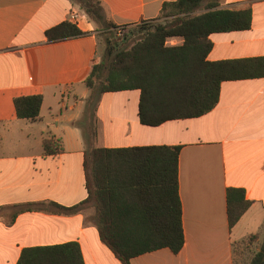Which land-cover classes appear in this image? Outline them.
I'll use <instances>...</instances> for the list:
<instances>
[{"label": "crops", "instance_id": "1", "mask_svg": "<svg viewBox=\"0 0 264 264\" xmlns=\"http://www.w3.org/2000/svg\"><path fill=\"white\" fill-rule=\"evenodd\" d=\"M98 23L86 18L77 0H0V208L55 202L70 207L87 198L82 119L91 90L84 80L98 60L95 29L111 22L137 25L160 16L175 0H97ZM220 7L251 10L250 28L212 33L209 61L264 57V0H216ZM84 15L78 28L88 34L48 42L46 29ZM178 38L168 44H180ZM40 94L38 120L16 117L14 99ZM138 89L102 93L94 109L93 146L122 148L180 146L178 192L184 245L139 255L130 264H233L232 243L264 229V77L223 81L208 113L143 125ZM54 136L62 151L44 155L42 141ZM244 191L250 206L228 226L226 191ZM13 210L0 213V264H16L28 247L79 244L84 264H121L102 243L86 204L72 215Z\"/></svg>", "mask_w": 264, "mask_h": 264}, {"label": "trees", "instance_id": "2", "mask_svg": "<svg viewBox=\"0 0 264 264\" xmlns=\"http://www.w3.org/2000/svg\"><path fill=\"white\" fill-rule=\"evenodd\" d=\"M95 22L104 17L98 5L84 6ZM160 17L165 23L147 25ZM144 21L141 36L128 48H117L107 41L99 62L85 78L91 90L82 119L76 124L84 130L88 147L84 151L87 198L74 206L38 202L32 206L1 207L13 210L11 223L24 211H46L60 215L78 213L86 204L94 208L93 223L102 243L121 264L142 254L168 248L177 254L184 245L182 205L178 192L180 146L152 145L122 148L90 146L97 138L94 109L102 93L138 89V117L143 125L196 118L211 111L218 102L223 81L264 77V57L209 61L210 34L250 28L251 10L220 7L216 0H175L165 2L160 16ZM108 28H122L106 22ZM88 34L71 21H62L45 30L48 42L78 38ZM178 38L180 44L167 41ZM42 96L14 99L16 117L34 122L39 118ZM92 137V139L90 138ZM44 155L62 151L54 136L42 141ZM250 206L244 191L228 188L226 212L233 227ZM257 245V250L242 264H264V229L259 235L232 243ZM243 252V249H242ZM241 255L243 256V253ZM16 264H84L75 241L24 248ZM233 264H237L233 259Z\"/></svg>", "mask_w": 264, "mask_h": 264}, {"label": "rangeland", "instance_id": "3", "mask_svg": "<svg viewBox=\"0 0 264 264\" xmlns=\"http://www.w3.org/2000/svg\"><path fill=\"white\" fill-rule=\"evenodd\" d=\"M78 1V0H77ZM84 6H93L97 7L100 6L95 0H83L82 2ZM101 7V6H100ZM102 15L104 16V10L101 7ZM86 18H90L88 15H86ZM171 18H163L160 17L158 20L149 21L147 25L157 24V23H165ZM105 24H99L96 31V36L98 37L99 42V49H98V60L100 61V58L104 52L105 44L107 41L111 42V44L115 45L117 48H128L130 45H132L140 36H141V26L143 23H139L137 25H130L122 28H108L104 26ZM92 139V137L90 136ZM94 144L93 139L90 140V146ZM248 239L244 241V244L238 245L234 254V259L237 264H242L244 261H248L253 253L257 250V245H249ZM243 249V252H242ZM241 252L243 253V256L241 255Z\"/></svg>", "mask_w": 264, "mask_h": 264}, {"label": "built area", "instance_id": "4", "mask_svg": "<svg viewBox=\"0 0 264 264\" xmlns=\"http://www.w3.org/2000/svg\"><path fill=\"white\" fill-rule=\"evenodd\" d=\"M84 18V15H80L78 12H70V21L76 25H78L81 21V19ZM167 44H168V41H167Z\"/></svg>", "mask_w": 264, "mask_h": 264}]
</instances>
